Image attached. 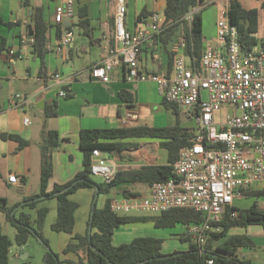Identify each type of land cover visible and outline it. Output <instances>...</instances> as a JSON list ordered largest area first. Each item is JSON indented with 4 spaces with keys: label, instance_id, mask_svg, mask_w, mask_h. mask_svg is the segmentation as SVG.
Segmentation results:
<instances>
[{
    "label": "crops",
    "instance_id": "1",
    "mask_svg": "<svg viewBox=\"0 0 264 264\" xmlns=\"http://www.w3.org/2000/svg\"><path fill=\"white\" fill-rule=\"evenodd\" d=\"M63 1L31 0V6L26 7L24 0H0V197L6 198L10 207L23 203L26 198L39 192L38 190L34 193L32 178L38 176L40 184V160L37 159L36 144L41 138L43 139L44 129L56 130L61 140H68L53 156L54 173L48 185V192H50L56 184L64 185L72 181L83 170L84 155L79 146L82 130L137 126L163 127L158 125L155 117L148 115L143 110L162 105L163 96L157 82L134 83L127 81L123 67L115 68L108 84H103L90 77L89 69L99 64L108 55L110 46L114 45L112 33L119 0H74L77 11L74 19H77V23L72 19L70 26L74 33V42L66 54L59 55L54 48L59 37L58 30L60 29L61 32L65 26L56 24L54 16ZM239 1L248 10L260 9L264 2V0ZM228 2L229 0H219L216 5L201 10L205 47L207 45L216 46L219 10ZM125 3L127 6L126 25L129 30L142 28L152 14H163L166 6V0H125ZM81 8L86 9L84 17L79 15ZM142 11H147L148 16L144 21L138 22V16ZM204 12L206 13L203 14ZM37 13H40L43 20L52 26L49 33L50 42L45 57L46 71L44 74L41 70V61L33 53V46L29 41L31 37L29 27L33 33L35 30L34 15ZM261 17L264 20L263 11H260ZM81 20L90 21L88 33H86V28L80 26ZM260 25V37L264 38V24L260 22ZM178 38L175 36L173 41L165 45L159 36L155 38L153 43L147 41L144 44L140 56V65L147 74L160 76L172 74V52ZM57 73L67 79V82L62 86L67 93L65 98L59 97L58 86L53 81V76ZM122 91H127L133 95V107H129L121 99L120 93ZM17 95L27 98L28 103H21L19 107H11L10 101ZM53 104L57 106L58 116L46 118L45 108ZM131 109L138 112V120L125 124L123 121L124 113ZM27 117H30L31 125L24 123ZM3 134L19 135L28 140L30 145L19 151L18 144L14 141L4 140ZM123 142L136 146H129L118 154H108L109 163L116 166L118 171L139 170L144 166L168 164V151L162 147L160 140L132 139ZM10 174H15L18 177L19 182L17 184L9 182ZM149 187L147 184L137 183L123 188L127 189L131 196H141L148 194ZM83 190L88 191L85 196L90 200L89 204H91L92 209L94 190ZM262 190V186L255 185L250 191ZM103 196L106 197V200L110 198L113 201L124 198L119 189ZM50 201L52 206L47 207L49 208V215L44 230L47 236L50 235L48 230L52 231L51 226L54 223L52 218L57 219L58 213L57 201L54 199H50ZM255 202L264 209V197L236 199L233 206L239 210H247ZM1 214L5 215L4 213ZM4 219L9 222L6 215ZM0 223L3 228L1 220ZM148 224L121 226L115 232L114 245L125 244L124 240L130 243L137 238L134 237L133 229L136 228H133V225H142L143 227ZM118 231L119 234H117ZM246 232L235 235L246 234L252 238L254 247L243 248V250H250L254 258L246 252L242 258L239 256L240 259L250 261L251 264H264V251L263 253L257 252L254 237ZM260 233L264 237V228ZM176 236L179 238L178 235ZM65 246L61 245L57 249L58 251L54 250L55 253L61 254L62 260L69 259L62 257ZM262 247L264 248V245ZM188 248L174 251H187ZM15 249L16 246L12 248L11 256L17 258L20 253L18 254ZM26 254V259H28L30 257L28 252L21 253L20 257L26 256ZM70 260L75 261L77 259Z\"/></svg>",
    "mask_w": 264,
    "mask_h": 264
},
{
    "label": "built area",
    "instance_id": "2",
    "mask_svg": "<svg viewBox=\"0 0 264 264\" xmlns=\"http://www.w3.org/2000/svg\"><path fill=\"white\" fill-rule=\"evenodd\" d=\"M219 0H205L186 20L193 22L194 13L216 5ZM229 2L219 10L216 46L207 45L199 57V67L184 53L185 39L178 38L173 49L170 76L147 74L140 65L142 49L147 41L154 42L162 32V14L154 13L140 29L129 30L126 25L127 6L119 0L114 16L108 55L89 69L92 79L108 84L115 68L123 67L127 81L157 82L163 98L179 108L182 118L194 121L196 130L188 145L181 148L173 164L174 178L166 183H153L141 196L124 197L111 203L118 214H160L173 209H192L202 221L186 228L185 237L197 245L208 243L225 210L236 199L246 197L255 185L264 187V49H242L238 28L230 21ZM74 0H64L56 10L54 21L63 26L76 17ZM64 27L57 38V54L64 55L74 42V33ZM29 41L33 44L32 38ZM1 57V53H0ZM53 81L59 97L67 93L62 86L67 79L57 73ZM203 92L207 93L204 99ZM28 103L17 95L11 107ZM138 120L134 109L124 113L123 121ZM24 123L31 125L30 117ZM91 173L111 183L118 173L111 165L108 153L95 149ZM9 182L17 184L18 177L10 174ZM208 264H214L213 260Z\"/></svg>",
    "mask_w": 264,
    "mask_h": 264
},
{
    "label": "trees",
    "instance_id": "3",
    "mask_svg": "<svg viewBox=\"0 0 264 264\" xmlns=\"http://www.w3.org/2000/svg\"><path fill=\"white\" fill-rule=\"evenodd\" d=\"M204 2L205 0H166L162 14L163 32L160 37L163 43L168 45L175 36L180 37L183 33L184 53L193 60V65L197 68L199 67L198 59L205 48L202 12L194 13L192 23H189L186 17ZM24 4L26 7H30L31 0H24ZM260 11L264 12V2L260 9L248 10L239 0H229L228 15L231 23L238 28L239 41L245 51L264 49V38L260 37ZM79 15L84 17L86 9L81 8ZM147 16V11H142L137 21L142 22ZM34 22L35 30L30 38L34 40L33 53L40 59L41 70L44 74L46 71L45 57L48 53L49 33L52 26L43 20L40 13L34 15ZM80 26L86 28V33H88L90 21L81 20ZM67 29L71 30L72 27ZM60 33L59 29L58 35ZM120 96L129 107H133L132 94L122 91ZM162 105L175 115L176 122L173 126L82 130L79 146L84 155L83 170L72 181L64 185L56 184L50 192H48V185L54 173L53 156L68 140H61L56 130L44 129L40 154L39 192L13 207L9 206L6 198L0 197V213L6 215L9 223L16 230L14 239H11L3 232L0 223V264H10L12 248L14 246L24 248L32 238L41 239L49 246L43 235L49 208L39 207V204L43 200L50 199L56 200L58 206L57 219L51 226L52 231L72 235L62 254L63 256L73 255L77 260H62L60 254L49 250L44 256V264H208L210 260H213L214 264H251L250 261L240 259L238 251L243 248H253L252 238L246 234L232 235L229 238L227 236L232 229H245L252 225L264 228V209L260 208L256 202L247 210H239L234 206L227 208L221 222L217 224L220 231L213 233L204 246L192 242L185 237V234L178 235L180 241L188 243L187 251H174L165 254L163 253L164 239L150 236L137 237L132 242L119 246L114 245L113 239L116 230L124 225L152 223L156 228H174L177 225L188 227L200 223L202 216L192 209H173L160 214H118L111 210L113 200L108 198L102 208H98L96 202L91 235H89L91 213L85 235L74 233L76 213L80 205L72 201L70 197L79 190H94V202L96 187L99 189V196L109 195L113 190L119 189L124 197H129L131 194L123 188L124 186L137 183L150 186L153 183H166L174 178L173 164L177 161L181 148L192 140L195 132L193 130L196 129L184 126L180 110L174 104L163 98ZM56 107V104L47 106L44 112L45 117H57ZM2 138L16 142L19 151L30 145L28 140L19 135L3 134ZM132 139L160 140L162 147L168 151V164L144 166L139 170H119L115 180L111 183H96L92 179L91 173L93 151L99 149L108 154H118L129 146H136L123 142ZM262 188V191L246 192V197H264V187ZM16 209L19 210L12 215ZM26 209L36 210V217L24 211ZM223 238L227 239L214 245L215 242H220Z\"/></svg>",
    "mask_w": 264,
    "mask_h": 264
},
{
    "label": "rangeland",
    "instance_id": "4",
    "mask_svg": "<svg viewBox=\"0 0 264 264\" xmlns=\"http://www.w3.org/2000/svg\"><path fill=\"white\" fill-rule=\"evenodd\" d=\"M206 12H204L203 14H205ZM74 22L77 23V19H74ZM261 22L262 24H264V20L263 17H261ZM76 31H77V26L75 27ZM77 39L79 38L78 32L76 33ZM203 97L204 99L207 98V93L203 92ZM145 113H147L148 115H152L153 117H155V119L158 121V125L159 126H163V127H168V126H172L175 124L176 122V117L175 115L165 109V107L163 105H159L157 107L154 108H148V109H143ZM151 116V117H152ZM183 120V124L185 125V127L190 128V129H196L195 126V122L194 121H187L185 119ZM195 131V130H193ZM42 138L39 140V142L36 144V149H37V159L38 161L40 160V154H41V146H42ZM40 152V154H39ZM92 179L96 182V183H104V180L102 177L100 176H92ZM32 188L34 193L38 192L39 190V179L38 176L33 177L32 178ZM87 190H82L77 192L76 194L72 195L70 197V199L72 201H75L76 203H78L80 205V208L77 213H76V222H77V226L75 228V234H81V235H85L86 230H87V223L89 220V213H91V204H89L90 200L85 196V194H87ZM17 199V198H15ZM106 197L103 195H100L98 197L97 200V206L98 208H102L104 206ZM90 205V206H89ZM52 203L50 200H43L41 201V203L39 204V207H51ZM16 211V210H14ZM26 212L30 213L33 217H36V210H30V209H26ZM5 215L0 213V220L3 223V230L6 234H8L11 238L14 237V233H15V228L11 225V223L7 222L5 219ZM52 220L55 222L56 218H52ZM133 232H134V237H146V236H150V237H156V238H161L164 239V244H163V251L166 253H172L174 250L176 249H186L188 248V243L186 242H182L180 241V239L176 236V235H182L185 233L186 228L183 227L182 225H177L174 228H156L154 226V224H148L146 226L142 225H133ZM247 229V230H246ZM246 229H232V231L228 234L227 238H229L232 235L235 234H240V233H248L250 235H252L254 237V240L257 244L256 250L257 252H261L263 253L264 248L262 247L264 245V237L261 236V233L263 231L262 226L259 225H252L247 227ZM45 230V228H44ZM246 230V231H245ZM50 233L49 236H47V234L43 231V235L44 237L47 239L48 243H49V247L52 251L56 250L61 247V245H67L69 243V241L72 238V235H68V234H58V233H54L53 231H49ZM117 234H119V231L117 232ZM227 238H223L222 240H220V242H215L214 245H216L217 243H222L223 241H225ZM66 241V243H64ZM124 243L127 241H123ZM66 247V246H65ZM18 251V254L20 253H29L30 257L28 259H21L20 254L18 255L17 258H14L13 256H11L10 259V264H44V256L46 254L47 251H49V249L42 244L39 240L32 238L30 243L24 247V248H18L16 247L15 251ZM163 252V253H164ZM248 253L249 255L251 254L250 250H243L240 249L238 251L239 256L242 258L244 253ZM252 255V256H251ZM250 257H253V254H251ZM61 256V254H60ZM64 259L65 258H69V259H75V257L73 255H69V256H62ZM255 261V260H254ZM67 264V263H64ZM80 264V263H77Z\"/></svg>",
    "mask_w": 264,
    "mask_h": 264
},
{
    "label": "water",
    "instance_id": "5",
    "mask_svg": "<svg viewBox=\"0 0 264 264\" xmlns=\"http://www.w3.org/2000/svg\"><path fill=\"white\" fill-rule=\"evenodd\" d=\"M71 25H72L71 20H66V21H65V24H64L65 27H70ZM29 30H30V35L33 36V33H32V31H31V27H29ZM98 190H99L98 187H96V194H95L94 202H93V204H92V209H91L90 224H89V225H90V226H89V235H91V233H92L93 215H94V212H95V209H96V202H97L98 197H99ZM64 191H66V190H64ZM14 213H15V211L12 213V215H13ZM32 232H33V230H32ZM38 240H39L42 244H44L49 250H51L50 247H49L46 243H44L43 240H41V239H38ZM26 257H27V254H26V256H25V255L21 256V259L25 260Z\"/></svg>",
    "mask_w": 264,
    "mask_h": 264
}]
</instances>
